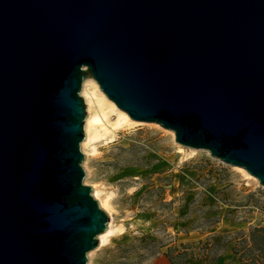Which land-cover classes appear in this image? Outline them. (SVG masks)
<instances>
[{"label":"water","instance_id":"obj_1","mask_svg":"<svg viewBox=\"0 0 264 264\" xmlns=\"http://www.w3.org/2000/svg\"><path fill=\"white\" fill-rule=\"evenodd\" d=\"M88 80L264 188V0H0V264H88L110 228Z\"/></svg>","mask_w":264,"mask_h":264},{"label":"rangeland","instance_id":"obj_2","mask_svg":"<svg viewBox=\"0 0 264 264\" xmlns=\"http://www.w3.org/2000/svg\"><path fill=\"white\" fill-rule=\"evenodd\" d=\"M89 81L82 90L88 116V101L98 93ZM118 122V113H110L100 123L101 137L82 144L85 184L107 202L113 229L88 264H155L170 247L185 244L191 229L203 236L196 248L205 252L215 233L230 240L264 226V188L258 180L206 151L182 147L160 125L118 127ZM213 218L220 223L214 226ZM221 252L216 248L212 254Z\"/></svg>","mask_w":264,"mask_h":264},{"label":"trees","instance_id":"obj_3","mask_svg":"<svg viewBox=\"0 0 264 264\" xmlns=\"http://www.w3.org/2000/svg\"><path fill=\"white\" fill-rule=\"evenodd\" d=\"M213 225L220 223V219L213 218ZM228 236L221 237L219 242H211L209 259L206 264H215L221 255L226 251L228 245L234 243L233 253L239 257L242 264H264V226L256 227L251 230L249 235L244 232H239L234 238L227 240ZM216 248H221L222 252L219 255H213L212 251ZM171 264H186L189 260H194L198 257L191 246L181 244L177 247H170L165 253Z\"/></svg>","mask_w":264,"mask_h":264},{"label":"bare ground","instance_id":"obj_4","mask_svg":"<svg viewBox=\"0 0 264 264\" xmlns=\"http://www.w3.org/2000/svg\"><path fill=\"white\" fill-rule=\"evenodd\" d=\"M86 84H89V86H93L95 89H97L98 93L94 94V97H96L95 101H88L89 104V116L86 121V131H87V142L84 144V147L101 137L100 132L98 129L100 128V123H102L103 118H106L109 116L110 113H118L119 115V122L117 123V126H131L136 124L137 122L133 121L128 114L121 111L117 108V106L110 101L107 96L99 89L98 84L95 83V81H89ZM102 127V126H101ZM192 150V149H190ZM243 173L246 174L249 178L252 177L246 170L242 168H238ZM254 180H257L254 178ZM95 198L99 199V192L95 191L94 193ZM100 204L103 209H107V202L103 201L101 199ZM113 234V229L110 228L103 236L102 245L105 244L110 236Z\"/></svg>","mask_w":264,"mask_h":264},{"label":"crops","instance_id":"obj_5","mask_svg":"<svg viewBox=\"0 0 264 264\" xmlns=\"http://www.w3.org/2000/svg\"><path fill=\"white\" fill-rule=\"evenodd\" d=\"M189 233L190 234L184 240V243L185 245L191 246L192 249L195 251V254L198 255V257L194 260H189L186 264H206L207 260L209 259V252L205 254V252L201 251V249L196 248V246L201 243L203 236L194 229H191ZM220 234H216V233L213 234L212 237L216 238L214 242L215 241L217 242L218 240L221 239V237H223ZM232 249H233V244H229L226 251L221 255V257L218 259L217 263L215 264H242L239 261V257L233 253ZM155 264H171V262L166 257L165 253H163L156 260Z\"/></svg>","mask_w":264,"mask_h":264}]
</instances>
